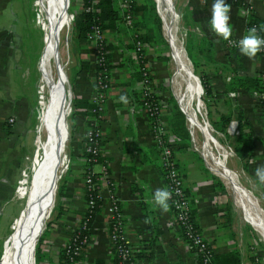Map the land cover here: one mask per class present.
Returning a JSON list of instances; mask_svg holds the SVG:
<instances>
[{
  "label": "crops",
  "instance_id": "crops-1",
  "mask_svg": "<svg viewBox=\"0 0 264 264\" xmlns=\"http://www.w3.org/2000/svg\"><path fill=\"white\" fill-rule=\"evenodd\" d=\"M179 3L185 12L188 31L195 46L192 47V52L196 58L202 60L198 70L212 90V118L217 120L220 114H228L230 120L227 132L236 129L235 136L239 132L238 123L242 124L241 130L249 136L251 144L248 161L249 170L254 174L255 168L264 164V129L260 104L252 89L231 88L230 80L234 76L258 77L264 73V55L257 54L256 58L249 60L241 55L238 47H229L226 41L211 31L208 21L213 0H179ZM227 3L232 6V36H241L250 18L255 19L259 28L264 26V0H227ZM13 5L14 0H0V237L4 233L6 220L17 211L16 189L19 194L25 180L22 179L18 188L17 184L25 172L26 162L35 141V93L31 89L33 94L28 89L30 87L24 83L18 64L23 30L27 28V23L24 21V24L22 19H14L11 10ZM16 7H19L18 2ZM120 31H106L107 45L112 47L108 50V59L114 70L112 83L105 92L106 98L98 124L102 133L101 155L107 162L109 179L112 182L109 188L118 196L125 233L133 252H142L140 256L133 255L130 261L123 264H200L195 252L182 237L171 208L168 213H163L152 203L155 189L164 187L159 150L151 136L149 117L140 106L141 78H138L131 64L132 47L125 43V38L128 37L126 34L121 40L125 45L120 43ZM260 32L264 34V31ZM171 38L174 51L176 45L181 48L179 41L174 43ZM153 48L155 47L151 46V49ZM78 54L79 59L86 63L74 75L73 92L78 98L90 100L94 91V52L86 44L80 48ZM185 59L188 65L186 56ZM145 65L155 82L156 96L161 100L163 119L170 127L166 115L169 105L165 102L166 95L162 87L166 75L153 50L146 52ZM194 79L198 84L197 78ZM122 95L127 96V104L121 102ZM10 117L13 118L12 121H9ZM91 117L90 113L78 111L72 119L69 163L58 187L54 211L52 215L51 211L48 214L51 217L36 241L38 250L35 264H59L60 251L70 239L72 228L86 210L84 179L80 171V149ZM172 147L177 168L183 177L194 222L213 249L214 263L264 264V256H261L258 248H252L247 236L244 239L240 236L236 214H232V207L225 195L227 185L242 214L246 213L235 188L237 187L246 199L244 192L226 171L224 163L215 159L213 150H218L224 155L228 153L216 139L211 146L215 163L205 161V155L202 153L203 158L190 142L179 139L173 142ZM93 167L95 170L99 168L97 164ZM222 172H226L229 179H226ZM217 175L226 182H223L225 185ZM235 177L240 183L238 176ZM256 183L261 190L259 193L255 190L256 198L264 206V185L258 180ZM109 188L108 183L100 182V192L104 198ZM250 203L254 211L264 219L254 202ZM250 224L257 232L260 230L255 222ZM106 226V212L101 207L89 227V244L77 264H96V261L101 259V264H114Z\"/></svg>",
  "mask_w": 264,
  "mask_h": 264
},
{
  "label": "rangeland",
  "instance_id": "rangeland-1",
  "mask_svg": "<svg viewBox=\"0 0 264 264\" xmlns=\"http://www.w3.org/2000/svg\"><path fill=\"white\" fill-rule=\"evenodd\" d=\"M147 1V5L145 11L139 14L138 20L143 17V15L147 18V20H142L143 23L147 24L154 31L153 43L154 47L151 49L149 47L147 51L153 50L155 52L158 60H160L161 68L164 70L165 78L162 81V87L164 89L166 100L168 102V111L167 116L171 119V122L177 127V130L180 132L183 131V123L185 129L190 138V143L197 149V151L202 155V151L199 148L201 134L198 132L193 137L194 140L191 139V131L188 128V120L187 116L190 118L192 122L193 128L198 124V121L194 119L198 117L200 122L202 121L203 126L212 133V136L217 140V143L225 150L227 155L221 154L218 150L214 151L213 154L215 159L219 163H224L226 167V171L236 180L242 191L244 192L246 199L250 200V202H254L257 210L264 215V206H262L261 201L256 198L255 190L259 193L261 190L256 183L257 179L255 178L253 172L249 170L250 165L248 161L247 170L243 168L242 161L239 159L237 152L234 150L233 140L235 137V130L232 129L227 134L215 129L212 127L211 119H210V110L207 108L206 103L202 99L203 92L200 93L197 90V82L195 81L194 75H187L185 73V63L182 74L179 76L177 82V86L173 88L172 80L174 78V69L180 62V55L178 54V47L175 46L170 40L172 37L171 32L178 39L181 50L184 56L185 62V53L187 50L185 48V40L188 32V26L185 23V12L182 9L183 7L180 5L179 0H145ZM164 5L162 10L161 5ZM16 2H18L19 7H16ZM12 6V15L14 19H22L23 23H27L23 30V40L20 45L19 52V68L21 70V76L23 78L24 83L30 87L35 93V99L33 102V110H34V118H33V127H34V143L32 146L31 153L26 162V169L23 175L21 176L17 188L22 182V179L25 180L24 185L19 189V194L16 189V196L18 202V208L15 214H11L9 218L6 220V225L4 226V233L0 237V260L4 252L5 242L13 232L16 222L20 216V213L24 207L28 185L33 177L38 161L40 159L42 153V143L46 140L48 136V119L53 117V112L48 116L45 115L46 111V100L49 98V93L44 88V82L42 79V71H43V58L45 55V48L47 42V21L45 13L41 8V0H17ZM67 7V23L66 26L60 29L57 32L55 40L53 41L51 47V57L48 60V71L50 76L52 77L54 83L57 85V89L59 94L61 95V105L63 111L65 113V120L67 123V136L64 139L65 153L63 155L62 161L64 164H61L57 167V182L55 193L53 194L52 207L50 209L51 215L54 211L55 203L58 195V187L62 180V177L65 173L66 166L69 163L68 152L71 147L70 139L72 134V119L74 118L73 108H72V97L74 95L72 82L74 80V75L79 71L76 70V66L83 64L86 62L84 60L79 59L80 48H78L75 40L72 35V19L73 14L79 8L76 4V0H66ZM166 18H165V17ZM121 26L119 27L121 30L124 29L123 33H130L129 27L122 26L123 19L121 18ZM24 23V24H25ZM120 24V22H119ZM24 27V26H23ZM24 27V28H25ZM169 32H167V30ZM121 32V31H120ZM122 33V32H121ZM122 35V34H121ZM120 35V36H121ZM172 39V38H171ZM56 43V44H55ZM126 45L130 43V38L126 39ZM175 43V42H174ZM87 45L93 50V45L87 41ZM125 45V44H124ZM123 45V46H124ZM107 49L110 51L112 47L110 45H106ZM83 47V46H82ZM79 49V52H78ZM185 50V53H184ZM146 51V52H147ZM109 54V53H108ZM132 52L130 55V59L132 57ZM188 58V57H187ZM189 60V59H188ZM191 63L192 61L189 60ZM111 63V61H110ZM135 65V64H134ZM182 65V64H181ZM111 71L113 77V65L111 64ZM139 67V65H135ZM193 67V63H191ZM194 69V67H193ZM113 78L111 79V81ZM95 88V85H94ZM203 88V87H202ZM33 91H31L33 93ZM94 92V91H93ZM177 92L181 95L184 100L191 101L193 107L191 108V113L187 111V116L185 114V106L183 104V100L178 96ZM33 93V94H34ZM32 94V96H33ZM193 94V96H192ZM182 101H181V100ZM181 112L183 115V119H179L178 112ZM178 111V112H177ZM172 112H175L174 119L172 116ZM193 117V118H191ZM46 118V119H45ZM210 122V123H209ZM262 123V122H261ZM211 124V125H210ZM263 125V124H262ZM182 128V129H181ZM196 129V128H195ZM227 129V128H226ZM264 129V126H263ZM229 130V128H228ZM183 133V132H182ZM204 156V155H203ZM65 166V167H64ZM81 169V168H80ZM238 176V179L242 185L238 182L235 175ZM217 178L221 180V182H226L217 175ZM223 183V184H224ZM224 184V185H225ZM225 195L228 198V204L232 207V214H236V220L239 223V231L240 236L244 239L246 236L250 240V245H255L258 248L261 256H264V232L259 230L258 233L254 227L246 220L245 214H242L241 208L237 203L234 195L232 194L230 188L226 185ZM258 202V203H256ZM264 205V204H263ZM51 215H48L44 220V225L42 230L37 234L36 241L40 235V233L44 230L46 224L48 223ZM252 223V222H251ZM258 227V226H257ZM181 231V230H180ZM35 241V244H36ZM252 246V245H251ZM252 250V249H251ZM252 253V252H251ZM255 255H253L254 257ZM35 264V247H34V260Z\"/></svg>",
  "mask_w": 264,
  "mask_h": 264
},
{
  "label": "built area",
  "instance_id": "built-area-1",
  "mask_svg": "<svg viewBox=\"0 0 264 264\" xmlns=\"http://www.w3.org/2000/svg\"><path fill=\"white\" fill-rule=\"evenodd\" d=\"M87 1L88 3L84 6V0H76V4L79 6L78 10L81 8L87 11L93 10V4L96 0ZM133 3L140 4L142 3V0H117L123 19L122 26L126 28L132 26L133 14L131 8ZM74 13L70 15L73 16ZM252 26H257L259 29L257 23H247L244 33L239 37L232 36L230 41H226L227 45L229 47H238L237 43L239 39L247 34L248 29ZM106 34V31H102L99 23H95L91 26L89 42L93 45L94 64L97 65L98 68L94 74L95 88L91 96V101L94 104L91 109L92 117L88 120V128L84 134L80 149V154L82 155L80 171L81 173H84L85 186L89 189L97 190L96 197L100 201V206L103 207L106 212V228L112 250L116 254L119 264H123L132 259L134 252L125 233L123 212L118 196L109 188V186L112 185V182L109 179L107 162L105 159L99 161L102 133L98 122L103 111V104L106 98L105 92L110 87L112 79L111 63L108 59V50L106 46ZM258 34L264 36L261 32H258ZM149 47H151V45L148 43L141 39H135L131 50L133 53L131 60L133 64L139 65L141 71L140 94L142 100L140 106L149 117L151 136L159 149V161L164 179V187H167L173 193L172 200L169 201L173 212V218L181 230L182 237L186 240L190 248L193 249L200 264H213V249L209 242L203 237L192 218L191 205L184 187L183 177L176 165L172 144L173 142L178 141L180 137L170 131L168 123L163 119L161 100L156 96L154 89L155 82L151 78L145 65L146 51ZM258 54L264 55V51H261ZM202 92L203 88L201 89V93ZM252 93L260 104L261 122L264 126V73L259 74V87L258 89L253 90ZM12 120L13 118L10 117L9 121ZM191 139L194 140L192 135ZM95 164L99 166L98 170L94 169L93 166ZM99 181H104L106 184L108 183L109 191L106 198H104L100 192ZM94 201V198L86 200V208L92 206ZM74 230L75 226L71 230L70 240L63 246L70 262L74 261L75 256L80 251L82 242L86 241L85 236L80 238L77 234L73 233ZM59 264L70 263L59 261Z\"/></svg>",
  "mask_w": 264,
  "mask_h": 264
},
{
  "label": "bare ground",
  "instance_id": "bare-ground-1",
  "mask_svg": "<svg viewBox=\"0 0 264 264\" xmlns=\"http://www.w3.org/2000/svg\"><path fill=\"white\" fill-rule=\"evenodd\" d=\"M160 6L162 7V1ZM41 8L45 13L48 28L42 71V79L44 82L43 86L49 93V98L46 100L47 109L45 111V115L49 116L53 112V117L48 119V136L41 145L43 150L38 161L36 171L29 182L24 207L20 213L18 221L16 222L13 232L5 242V248L0 264H34L33 246L36 241L37 234L42 230L44 220L48 216L52 207L51 199L55 193L58 178V174L56 172L57 167L64 164L62 158L65 153L64 139L67 136V123L65 120V113L61 105V95L59 94L56 83H54L48 71V60L51 57V47L57 32L66 26L67 23L66 0H41ZM166 30L169 32L168 29ZM171 35L173 41L178 43V39L172 32ZM178 53L181 55L179 56L180 62L174 69V78L172 80L173 88L177 86V82L175 80H178L179 76L183 72L185 63L180 47L178 48ZM185 56L187 58L186 53ZM187 61L189 72L190 62L188 58ZM177 94L183 100L182 101L180 99L185 106V114L187 116V111L191 113L193 105L191 104V101L184 100L178 92ZM194 119L198 121V124H196L193 128L192 122L187 116L188 128L191 131V135L195 137L196 133L199 132L201 134L199 148L205 155V161L210 160L212 163H215L212 159L211 151V146L215 143V138L212 136V133L203 126V122H200L198 117H195ZM222 174L226 179H229L226 172H222ZM235 191L246 210L245 214L247 215V221L250 223L252 221L255 222L258 228L264 232V219L256 213V211H254L252 204L243 197V194L237 187L235 188Z\"/></svg>",
  "mask_w": 264,
  "mask_h": 264
},
{
  "label": "trees",
  "instance_id": "trees-1",
  "mask_svg": "<svg viewBox=\"0 0 264 264\" xmlns=\"http://www.w3.org/2000/svg\"><path fill=\"white\" fill-rule=\"evenodd\" d=\"M87 3H88V1L84 0V6ZM146 5H147V1H145V0H142V3H140V4H135V3L132 4L131 12L133 14V22H132V26L130 27V29H131L130 33L128 34V32L123 33L124 29L121 30L119 28L121 26L120 24L122 22V20H121L122 15H121L119 6L117 4V0H96V2L93 4V10L87 11V10L81 8L80 10H77L74 13L73 19H72V24H71L72 25L73 39L75 40L78 48L86 45L87 41H89V33L91 31V26L95 23H99L102 31H107V30H111V31L114 30L115 31L116 30L115 33H117V31L121 30L122 38L119 39L121 44H124L121 42V40L123 39V36H125V34H126L128 36L127 38H130V43H128V46H130V47H133L135 39H141L142 41L153 46L154 45V43H153L154 31L152 28H150L147 24L143 23V21H142V20L146 21L147 18L143 15V17L141 16V18L138 20L139 14L142 11L143 12L145 11ZM185 20H186V18H185ZM119 22H120V24H119ZM252 22L257 23L255 21V19H253V18H250L247 23H252ZM185 23H186V21H185ZM257 25L259 27L258 23H257ZM127 38H125V40ZM192 47L195 48V46L192 42L191 34L188 31L187 36H186V40H185V48L187 50L188 57L190 58V60L193 63V67H194L193 71L195 74L198 75L200 82H201V85L203 87L202 99L206 103L207 108L210 110V105H211L210 100H211V96H212L211 95L212 90H211V87H210L208 81L204 77V75L201 74L200 71L198 70V66L202 60L195 57V55L192 52ZM85 63L86 62H83V64L81 63V65L78 64V66H76V70H80L84 66ZM131 64H133V62H131ZM133 67H134V72L137 73L138 78L140 79L142 76H141V71H140L139 67L135 66L134 64H133ZM97 68H98V66L95 65V71ZM185 73H186V75L187 74L190 76L193 75V72L191 69V63H190V70L188 72V65H187L186 59H185ZM111 83L112 82H110V85H111ZM94 85H95V81H94ZM74 86H75V83L73 80V82H72L73 91H74ZM230 86H231V88L243 87V88L248 89V90L252 89V91L256 90L259 87V76L258 77L257 76H254V77L234 76L230 80ZM197 90L201 94V87H200L199 82L197 84ZM141 100H142L141 94H139V102H141ZM93 106H94V104L92 103L91 98H90V100L84 99V98H78L75 95H73V97H72V108H73L74 114L78 111L84 112L86 114H88V113L91 114V109ZM174 115H175V112H172L173 120H175ZM178 115H179V119H183V115L181 114L180 111L178 112ZM210 119H211V124L213 125V127L215 129H217V130H219L225 134L228 133L227 129H226L228 126L229 120H230V116L228 114H220L219 119H217V120H214L212 118V115L210 114ZM168 121L170 124V131L177 134L180 137V140H183L184 142L189 143L190 138H189V135L187 133V130L185 129L184 122L181 121V123H183V125H182L183 131L180 132L179 130H177V127L173 124V122H171L170 118ZM241 127H242V124L239 122L238 123L239 132L234 137L233 145H234L235 152H237L239 159L242 161L243 168L247 170L248 159H249V150L251 148V144L249 141V136L246 133L242 132ZM155 146H156V144H155ZM157 149H158V147H157ZM101 160H103V158H102L101 151H100L99 161H101ZM82 175H83V179H84V173H82ZM58 193H59V188H58ZM96 193H97V190L89 189L84 184L85 200H88L89 198H94L95 201L93 202L92 206L86 208V210L83 212L81 219L76 224L75 230L73 233L77 234L80 238L85 236L86 241L82 242V244L80 246V251L75 256V259H74L75 262L74 261L70 262L68 260V256L66 255L64 248H62L60 253H59V261H61V262L65 261V262H69L70 264H76V261L78 259L82 258L83 251L86 248V246L89 244V241H90L89 227H90V225H91V223L95 217V214L101 209L100 201L96 197ZM193 217L194 216L192 214V218ZM251 245H252V248L255 247V245H253V244H251ZM37 250H38V248H37V245L35 244V256L37 254ZM141 253L142 252H140V251L134 252L133 255L136 256V254H137L138 256H140ZM102 262H103L102 259L97 260L96 264H101ZM113 262H114V264H119L118 258L116 256V254L114 253V251H113ZM212 263L215 264L213 257H212Z\"/></svg>",
  "mask_w": 264,
  "mask_h": 264
},
{
  "label": "clouds",
  "instance_id": "clouds-1",
  "mask_svg": "<svg viewBox=\"0 0 264 264\" xmlns=\"http://www.w3.org/2000/svg\"><path fill=\"white\" fill-rule=\"evenodd\" d=\"M231 4L227 0H213L211 6V15L209 18L210 29L217 37L222 38L224 41H230L233 35V26L231 24ZM264 31V26L259 29L257 26H252L248 29L247 34L243 35L238 43V49L241 55L246 56L249 60L257 57V54L264 51V36L258 32ZM233 95H235L233 93ZM122 103L127 104V96H121ZM254 175L258 182L264 185V164L257 166L254 170ZM172 191L167 187L157 188L152 194V203L158 207L163 213L170 211L171 205L169 201L172 200ZM175 203V202H174ZM148 222V219L145 221Z\"/></svg>",
  "mask_w": 264,
  "mask_h": 264
},
{
  "label": "water",
  "instance_id": "water-1",
  "mask_svg": "<svg viewBox=\"0 0 264 264\" xmlns=\"http://www.w3.org/2000/svg\"><path fill=\"white\" fill-rule=\"evenodd\" d=\"M186 55H187V54H186ZM187 57H188V55H187ZM188 59L190 60L189 57H188ZM190 61H191V60H190ZM191 63H192V62H191ZM191 69H192L193 75L197 78V80H198V82H199V84H200V87H201V89H202V85H201V82H200V79H199L198 75L194 73V71H193V67H192V66H191ZM34 247H35V243H34L33 248H34Z\"/></svg>",
  "mask_w": 264,
  "mask_h": 264
}]
</instances>
